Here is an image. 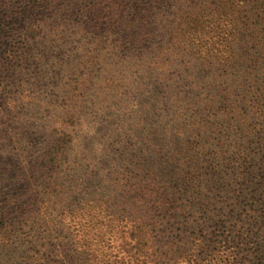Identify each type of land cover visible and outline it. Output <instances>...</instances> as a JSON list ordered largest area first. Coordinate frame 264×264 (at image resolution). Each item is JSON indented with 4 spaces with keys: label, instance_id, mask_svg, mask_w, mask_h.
Wrapping results in <instances>:
<instances>
[{
    "label": "trees",
    "instance_id": "trees-1",
    "mask_svg": "<svg viewBox=\"0 0 264 264\" xmlns=\"http://www.w3.org/2000/svg\"><path fill=\"white\" fill-rule=\"evenodd\" d=\"M0 264H264V0H0Z\"/></svg>",
    "mask_w": 264,
    "mask_h": 264
}]
</instances>
